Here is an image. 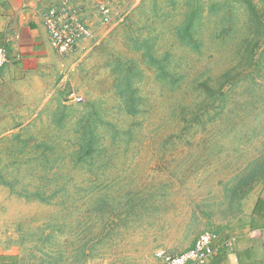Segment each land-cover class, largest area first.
Segmentation results:
<instances>
[{"label": "rangeland", "instance_id": "rangeland-1", "mask_svg": "<svg viewBox=\"0 0 264 264\" xmlns=\"http://www.w3.org/2000/svg\"><path fill=\"white\" fill-rule=\"evenodd\" d=\"M70 1L85 49L0 79V244L21 264H163L264 191V0Z\"/></svg>", "mask_w": 264, "mask_h": 264}, {"label": "crops", "instance_id": "crops-1", "mask_svg": "<svg viewBox=\"0 0 264 264\" xmlns=\"http://www.w3.org/2000/svg\"><path fill=\"white\" fill-rule=\"evenodd\" d=\"M47 10L38 0H0V44L9 64L0 79L19 80L58 60L45 26ZM217 255L203 264H264V191L253 211L216 236ZM0 264H21L20 254L0 244Z\"/></svg>", "mask_w": 264, "mask_h": 264}, {"label": "built area", "instance_id": "built-area-1", "mask_svg": "<svg viewBox=\"0 0 264 264\" xmlns=\"http://www.w3.org/2000/svg\"><path fill=\"white\" fill-rule=\"evenodd\" d=\"M103 11L109 14L108 6L103 4ZM45 26L50 36V42L62 54H71L78 49H85L92 39L91 27L84 20L81 11H75L70 0L46 13ZM9 64L7 48L0 44V70ZM79 101L81 99H78ZM216 236L210 232L203 233L195 245L182 254H158L163 264H203L217 255Z\"/></svg>", "mask_w": 264, "mask_h": 264}, {"label": "trees", "instance_id": "trees-1", "mask_svg": "<svg viewBox=\"0 0 264 264\" xmlns=\"http://www.w3.org/2000/svg\"><path fill=\"white\" fill-rule=\"evenodd\" d=\"M257 64L258 63L256 61H251L250 67H255L257 66ZM231 81L234 86L238 84L240 78L238 77L237 73L232 77ZM253 83L255 84V82ZM263 152H264V144H263ZM248 181H249L248 185H250L251 188L260 184L264 185V161L261 163L259 162V165L256 168H254V172H252V174L249 176Z\"/></svg>", "mask_w": 264, "mask_h": 264}]
</instances>
